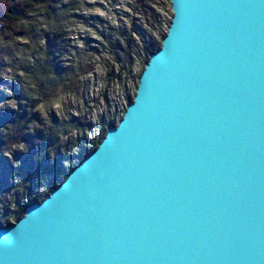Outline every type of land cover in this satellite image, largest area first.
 Instances as JSON below:
<instances>
[{
	"label": "water",
	"instance_id": "95a60500",
	"mask_svg": "<svg viewBox=\"0 0 264 264\" xmlns=\"http://www.w3.org/2000/svg\"><path fill=\"white\" fill-rule=\"evenodd\" d=\"M168 1L121 120L0 264H264V0Z\"/></svg>",
	"mask_w": 264,
	"mask_h": 264
},
{
	"label": "rangeland",
	"instance_id": "374dc122",
	"mask_svg": "<svg viewBox=\"0 0 264 264\" xmlns=\"http://www.w3.org/2000/svg\"><path fill=\"white\" fill-rule=\"evenodd\" d=\"M74 4L78 9H71ZM170 18L168 0H57L52 13L36 7L22 18L17 26L25 27L26 36L7 41L0 32V227L16 223L14 211L47 190L45 181L30 186L23 176L40 162V147L50 143L48 134H59L62 150L71 143L66 167L75 160L79 140L87 147L118 121L142 71L144 46L160 42ZM58 30L65 35L61 40L53 35ZM46 51L54 54L61 77H50L49 87L38 92L28 75ZM27 104L34 105L31 122L6 145L7 113L20 112ZM75 119H83L85 127L74 126Z\"/></svg>",
	"mask_w": 264,
	"mask_h": 264
},
{
	"label": "trees",
	"instance_id": "16d2710c",
	"mask_svg": "<svg viewBox=\"0 0 264 264\" xmlns=\"http://www.w3.org/2000/svg\"><path fill=\"white\" fill-rule=\"evenodd\" d=\"M56 2L57 0H0V32L4 36V39L9 41V40H12L16 36H19V37L26 36L27 30L25 29V27L22 25L19 27L17 26L18 23L22 20V18L26 17L28 13L30 12V10L36 7H38L39 9H41L47 14L52 13V11H54ZM76 8L78 9V6L76 4L72 5L71 7L72 10H75ZM53 35L55 38H58L60 40L65 37L64 33H62L60 30L54 31ZM164 36H165V33L161 35L160 42L158 44L149 43L144 46L145 58H144L143 66L144 64L148 62L149 56L154 54L160 49L161 40L164 38ZM123 40H125V43L127 44V46H130L131 44L130 39L126 38ZM55 60L56 59H55L54 54L50 53V51H46L44 53V57L39 59V62H36L35 64L36 69H34L32 73L30 69V75L28 76L32 78V81L34 82V84H36L35 89L38 92H45V89L49 87V82L47 81V79H50V77L53 80L60 79L61 71L60 72L58 71L57 69L58 66H56ZM142 70H143V67H142ZM64 71L65 69H63L62 72L64 73ZM66 73H67V70H66ZM68 84L72 85V81L71 80L68 81ZM29 89L31 90V87H29ZM133 97H134V94L132 97H128L127 104L132 101ZM33 106H34L33 104L32 105L27 104L25 105V108L20 110V112L15 111V112L7 113L6 120L3 124L4 135H6L4 136L6 137L4 141L7 140V142H4L6 145H11L13 142H15V140L17 139V136H19L20 138L23 132L22 130H23L24 124L31 122L30 113H31V110L33 109ZM125 108L122 114L124 113ZM121 117L118 119V121L109 123L107 129L110 127L116 126L117 123L121 120ZM71 123L74 124V126H80L81 128L85 127L83 119H80L78 121L77 120L72 121ZM107 129H105L100 134V137L94 143L90 144L87 147H84V144L86 142L84 141L82 142L79 140V142L76 143L74 147L75 148V160L72 164H69L66 167L64 166L65 159H67L70 154L68 152L69 151L68 144L71 145V143H67L65 145V148L62 150L60 145L58 144L60 140L59 134H56L55 132L48 134L47 136H48V140L50 143L49 145L48 143H46L45 145L40 147V154H41L40 162L36 164V166H34L33 168L30 165L29 167L30 170L27 172V174L23 176L24 181L26 180V182H28L30 186L31 185L35 186L36 183L40 184L42 181H45L46 185L48 186L46 188L47 190L42 196L28 197L25 204L19 207L16 211H14L13 216H12L14 221L17 222L23 216L24 210L26 207L34 203L42 202L50 194L51 191L56 189L65 180V178L73 170V168H75L78 164H80L83 159L88 157L97 148L100 141L104 138ZM9 132H11L13 135L10 136ZM46 145H48L49 147H52V149L55 150V151L53 150L54 155L51 154L50 150L48 152ZM34 170L36 173V178H32V174H33L32 172ZM17 174L18 175L20 174L19 176H21V173H17ZM50 177H52V179H50ZM26 187L27 189H29L28 186ZM7 224L9 225L10 223H7Z\"/></svg>",
	"mask_w": 264,
	"mask_h": 264
}]
</instances>
